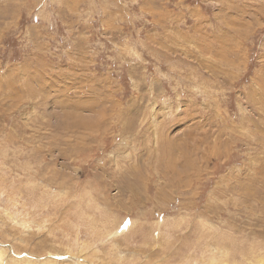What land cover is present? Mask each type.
<instances>
[{
    "label": "rangeland",
    "instance_id": "1",
    "mask_svg": "<svg viewBox=\"0 0 264 264\" xmlns=\"http://www.w3.org/2000/svg\"><path fill=\"white\" fill-rule=\"evenodd\" d=\"M0 264H264V0H0Z\"/></svg>",
    "mask_w": 264,
    "mask_h": 264
}]
</instances>
